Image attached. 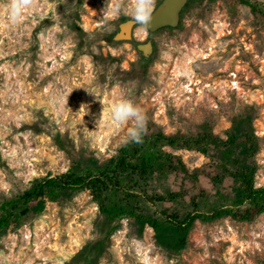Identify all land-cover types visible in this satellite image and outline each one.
<instances>
[{
    "label": "rangeland",
    "instance_id": "obj_1",
    "mask_svg": "<svg viewBox=\"0 0 264 264\" xmlns=\"http://www.w3.org/2000/svg\"><path fill=\"white\" fill-rule=\"evenodd\" d=\"M132 2L112 0L128 9ZM9 3L0 0V203L76 162L98 168L115 156L131 126L111 119L120 99L143 109L147 132L191 133L211 123L223 139L236 113L250 110L264 186V15L253 14L248 2L192 3L178 34L188 50L148 63L136 61L130 44L114 42L115 24L126 14L105 23L108 0H29L14 27ZM252 4L264 10V0ZM69 92L67 105L57 103ZM84 104L89 108L80 110ZM179 154L191 170L217 168L216 158ZM225 186L226 197L217 203L212 191L201 213L231 206V183ZM176 242L174 234L134 221L109 223L89 191L71 192L46 200L0 234V264H259L264 215L198 221Z\"/></svg>",
    "mask_w": 264,
    "mask_h": 264
},
{
    "label": "trees",
    "instance_id": "obj_2",
    "mask_svg": "<svg viewBox=\"0 0 264 264\" xmlns=\"http://www.w3.org/2000/svg\"><path fill=\"white\" fill-rule=\"evenodd\" d=\"M198 1L201 0H194ZM244 1L253 14L264 15V10L252 4L253 0ZM231 123L226 139L214 132L211 123L191 133L146 131L142 144H125L98 168L80 169L76 162L66 173L47 176L15 199L1 202L0 234L46 200L57 201L65 193L84 191L90 192L109 223L134 221L158 234L172 233L177 242L198 221L231 218L251 222L264 215V186H259L257 180L260 140L250 110L241 109ZM181 151L216 158L217 168L191 170L179 154ZM205 178L213 189L207 187ZM227 183H231V206L201 213L200 208L211 199L212 191L217 203L226 197ZM103 245L101 242L99 248ZM259 264H264V260Z\"/></svg>",
    "mask_w": 264,
    "mask_h": 264
},
{
    "label": "clouds",
    "instance_id": "obj_3",
    "mask_svg": "<svg viewBox=\"0 0 264 264\" xmlns=\"http://www.w3.org/2000/svg\"><path fill=\"white\" fill-rule=\"evenodd\" d=\"M156 6V0H133L131 8H122L119 4H113L112 0H108L106 7L103 9V20L105 23L108 21L117 19L123 12L126 15H130V21L147 31L151 26V21ZM26 7H30L29 0H10L8 4L7 20L10 26H16L20 24L23 16V10ZM87 90V89H86ZM89 94H93L97 100L102 102V98L99 93L95 91L87 90ZM72 92L61 96L57 103L61 105L68 104L69 95ZM89 108L87 104L81 106V109ZM87 114V112H86ZM103 119V112L101 121ZM111 119L118 125L130 123V127L127 129L124 143L142 144L143 137L146 133L147 116L146 113L138 105L133 103L129 99H120L114 103L111 108ZM98 121V123H99ZM87 132L88 128L84 127Z\"/></svg>",
    "mask_w": 264,
    "mask_h": 264
},
{
    "label": "flooded vegetation",
    "instance_id": "obj_4",
    "mask_svg": "<svg viewBox=\"0 0 264 264\" xmlns=\"http://www.w3.org/2000/svg\"><path fill=\"white\" fill-rule=\"evenodd\" d=\"M163 2L164 0H156L154 12ZM192 3H195L194 0H189L182 9L180 13V20L174 27L167 26L161 27L157 30L148 29L145 31L141 27L134 24L132 27L133 39L131 41L117 42L114 39L113 40L118 45L127 43L130 44L137 62L141 60L147 63L160 61L167 59L166 56H170L171 58V56L185 53L184 47L187 50L188 48L185 45L183 37L178 36V34L182 33V30L186 26V21L183 19L188 7ZM129 21L130 16L122 14L119 21L115 24L118 32L120 31V26Z\"/></svg>",
    "mask_w": 264,
    "mask_h": 264
},
{
    "label": "water",
    "instance_id": "obj_5",
    "mask_svg": "<svg viewBox=\"0 0 264 264\" xmlns=\"http://www.w3.org/2000/svg\"><path fill=\"white\" fill-rule=\"evenodd\" d=\"M189 0H164V2L153 13L151 26L149 29L157 30L161 27H174L180 20V13ZM131 21L123 23L120 26V31L115 35L114 40L117 42L131 41L132 27Z\"/></svg>",
    "mask_w": 264,
    "mask_h": 264
}]
</instances>
